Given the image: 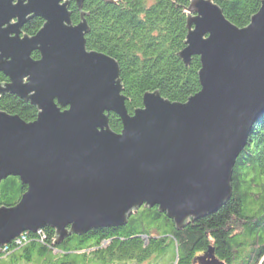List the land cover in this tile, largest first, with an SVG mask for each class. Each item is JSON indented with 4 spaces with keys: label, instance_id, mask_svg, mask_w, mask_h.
<instances>
[{
    "label": "water",
    "instance_id": "obj_1",
    "mask_svg": "<svg viewBox=\"0 0 264 264\" xmlns=\"http://www.w3.org/2000/svg\"><path fill=\"white\" fill-rule=\"evenodd\" d=\"M79 10L86 0H74ZM71 0H0V97L38 109L32 122L0 108V183L27 190L0 207V247L52 227L55 244L92 229L120 227L158 206L178 230L216 213L233 194L237 158L264 114V1L240 28L213 0H191L186 65L199 56L201 90L187 102L146 92L129 113L120 65L90 51L85 13ZM44 20L33 36L31 19ZM40 58H33L34 52ZM122 122L110 126V114ZM205 264H216L210 248Z\"/></svg>",
    "mask_w": 264,
    "mask_h": 264
},
{
    "label": "trees",
    "instance_id": "obj_2",
    "mask_svg": "<svg viewBox=\"0 0 264 264\" xmlns=\"http://www.w3.org/2000/svg\"><path fill=\"white\" fill-rule=\"evenodd\" d=\"M213 1L243 28L264 0ZM190 4L191 0H86L79 10L71 0L73 22L78 24L84 12L90 27L88 50L118 61L129 113L143 106L146 92L160 91L173 102L185 103L201 90L200 57L193 56L186 65L179 55L186 47ZM43 25L44 20L35 17L24 25L23 33L33 36ZM32 56L38 59L40 54ZM5 79L0 72V82ZM0 108L27 122L38 114L34 105L14 94L0 97ZM110 126L121 131L118 115L110 114ZM232 186V197L216 213L181 230L158 206H142L124 226L73 234L57 245L52 227L25 231L21 239L1 248L0 264H9L20 254L38 264H142L152 257L157 264L168 258L172 264H205L208 260L200 258L210 248L216 264H264V114L237 158ZM26 190L19 177L2 180L0 207L16 205Z\"/></svg>",
    "mask_w": 264,
    "mask_h": 264
},
{
    "label": "rangeland",
    "instance_id": "obj_3",
    "mask_svg": "<svg viewBox=\"0 0 264 264\" xmlns=\"http://www.w3.org/2000/svg\"><path fill=\"white\" fill-rule=\"evenodd\" d=\"M106 244H104L105 246ZM22 254L19 255V257L13 258L11 260H9V264H38L37 262H34V260L32 262H27L25 260V258L23 256H21ZM21 256V257H20ZM199 256V255H198ZM155 257H152L151 259H149L148 261L142 263V264H157L155 262ZM168 259H165L162 263L163 264H172L171 262L168 261ZM194 264H200L198 262H194Z\"/></svg>",
    "mask_w": 264,
    "mask_h": 264
},
{
    "label": "flooded vegetation",
    "instance_id": "obj_4",
    "mask_svg": "<svg viewBox=\"0 0 264 264\" xmlns=\"http://www.w3.org/2000/svg\"><path fill=\"white\" fill-rule=\"evenodd\" d=\"M24 34V33H23ZM40 58V57H39ZM38 58V59H39ZM9 81V79H8V77L6 76V79H5V81H2L1 83H5V82H8ZM4 96V95H3ZM3 96H1V97H3ZM146 238V237H145ZM154 238V237H153ZM149 240L150 239H147V244H149ZM109 244V243H108Z\"/></svg>",
    "mask_w": 264,
    "mask_h": 264
},
{
    "label": "built area",
    "instance_id": "obj_5",
    "mask_svg": "<svg viewBox=\"0 0 264 264\" xmlns=\"http://www.w3.org/2000/svg\"><path fill=\"white\" fill-rule=\"evenodd\" d=\"M40 231H41V230H40ZM40 231H39V232H40ZM21 237H23V236H21ZM19 239H21V238H18V239H16V240L18 241ZM2 247H4V246H1V247H0V250H1Z\"/></svg>",
    "mask_w": 264,
    "mask_h": 264
}]
</instances>
